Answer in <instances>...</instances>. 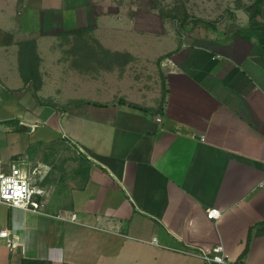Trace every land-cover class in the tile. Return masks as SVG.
<instances>
[{
    "label": "crops",
    "instance_id": "crops-1",
    "mask_svg": "<svg viewBox=\"0 0 264 264\" xmlns=\"http://www.w3.org/2000/svg\"><path fill=\"white\" fill-rule=\"evenodd\" d=\"M210 28L184 39L152 0H0V171L48 190L42 212L0 203V264H207L218 244L210 264H264V3Z\"/></svg>",
    "mask_w": 264,
    "mask_h": 264
},
{
    "label": "rangeland",
    "instance_id": "rangeland-1",
    "mask_svg": "<svg viewBox=\"0 0 264 264\" xmlns=\"http://www.w3.org/2000/svg\"><path fill=\"white\" fill-rule=\"evenodd\" d=\"M256 0H152L155 10L171 14L164 17L179 35L186 39L193 30L209 31L212 27L226 30L231 25L246 22ZM200 20V22H199ZM209 22L207 26L204 22ZM2 40L5 39L1 35ZM75 37L63 39V43L76 41ZM163 45H166L163 43ZM161 44L154 49L161 51Z\"/></svg>",
    "mask_w": 264,
    "mask_h": 264
},
{
    "label": "built area",
    "instance_id": "built-area-1",
    "mask_svg": "<svg viewBox=\"0 0 264 264\" xmlns=\"http://www.w3.org/2000/svg\"><path fill=\"white\" fill-rule=\"evenodd\" d=\"M161 120V117H157L158 122ZM44 177L45 173L38 167L27 170L18 161H13L9 168L0 171V203L13 208L42 212L46 208L48 195L46 187L41 185ZM208 214L212 218H219L221 212L216 208H210ZM0 235L7 239L10 248L16 246V241L11 237L9 230L2 231ZM156 240L154 238L153 242ZM197 254L207 263L226 261L225 247L222 244L214 246L211 251L201 249Z\"/></svg>",
    "mask_w": 264,
    "mask_h": 264
},
{
    "label": "trees",
    "instance_id": "trees-1",
    "mask_svg": "<svg viewBox=\"0 0 264 264\" xmlns=\"http://www.w3.org/2000/svg\"><path fill=\"white\" fill-rule=\"evenodd\" d=\"M264 0H256L254 6L250 12V19L253 20L256 16L262 12V5ZM157 8L156 6L154 9ZM161 16L164 18L171 14L159 11ZM200 22V20H199ZM207 26H211L209 22H204ZM0 33L5 37V42L11 44L14 41V36L10 32ZM19 46V60H20V71L26 83L32 82L35 90L42 86V75L40 72L41 57L38 53L37 40L30 39L21 41L18 43ZM119 54V53H117ZM122 55V53H120ZM119 54V55H120ZM23 264H51L50 262L42 259H24ZM210 264V263H207Z\"/></svg>",
    "mask_w": 264,
    "mask_h": 264
}]
</instances>
